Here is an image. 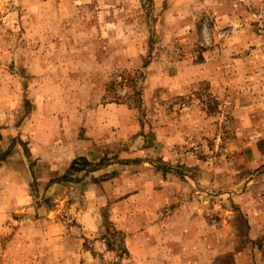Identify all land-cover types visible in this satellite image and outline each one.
I'll return each mask as SVG.
<instances>
[{
  "label": "rangeland",
  "instance_id": "374dc122",
  "mask_svg": "<svg viewBox=\"0 0 264 264\" xmlns=\"http://www.w3.org/2000/svg\"><path fill=\"white\" fill-rule=\"evenodd\" d=\"M259 197L264 0H0V264H260Z\"/></svg>",
  "mask_w": 264,
  "mask_h": 264
},
{
  "label": "crops",
  "instance_id": "0c3cea01",
  "mask_svg": "<svg viewBox=\"0 0 264 264\" xmlns=\"http://www.w3.org/2000/svg\"><path fill=\"white\" fill-rule=\"evenodd\" d=\"M253 193H254V189L249 190V192L245 191L240 197L242 198L244 196V200H247L248 198L254 199L255 196L253 195ZM253 204H252L251 209H248V208L243 209V217L245 218V220H247L245 224H247L246 227H247V233H248L247 235L249 236V240L250 239L253 240V237H252L253 235H251L252 232H256L259 230L261 231L262 234H264V197L263 198L259 197L258 199L254 201ZM263 243H264V240H263ZM262 247H264V244ZM252 250L255 255L258 252V255H260L258 258V261L260 264H264V250L258 251V249L256 248ZM240 254H241V251L240 250L238 251L237 249L233 250L232 245L230 249L225 253V255L229 256L230 259L234 261V263L236 264L240 260V257H241ZM221 255L224 256V254L218 253L217 257H221ZM250 257H251V252H250ZM255 259H257V257H255Z\"/></svg>",
  "mask_w": 264,
  "mask_h": 264
},
{
  "label": "trees",
  "instance_id": "16d2710c",
  "mask_svg": "<svg viewBox=\"0 0 264 264\" xmlns=\"http://www.w3.org/2000/svg\"><path fill=\"white\" fill-rule=\"evenodd\" d=\"M111 228H107V231L110 232L112 234L111 237H113V242H114V239L115 240H118V244H119V249L121 250V252L124 254V255H127L128 256V252L124 246V237H123V233L120 232V231H117V230H112ZM113 243H110L108 242L107 243V250L108 251H113L114 249H112L113 247Z\"/></svg>",
  "mask_w": 264,
  "mask_h": 264
}]
</instances>
